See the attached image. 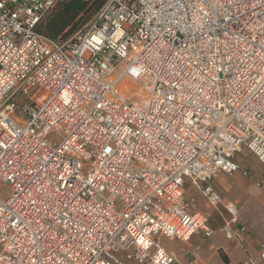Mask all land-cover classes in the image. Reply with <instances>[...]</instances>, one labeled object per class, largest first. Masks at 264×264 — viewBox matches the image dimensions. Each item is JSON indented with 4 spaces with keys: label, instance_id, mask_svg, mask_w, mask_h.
Segmentation results:
<instances>
[{
    "label": "built area",
    "instance_id": "built-area-1",
    "mask_svg": "<svg viewBox=\"0 0 264 264\" xmlns=\"http://www.w3.org/2000/svg\"><path fill=\"white\" fill-rule=\"evenodd\" d=\"M62 1L0 0V264H173L157 236L212 232L185 186L212 209L242 146L264 166V0H104L67 40Z\"/></svg>",
    "mask_w": 264,
    "mask_h": 264
},
{
    "label": "crops",
    "instance_id": "crops-1",
    "mask_svg": "<svg viewBox=\"0 0 264 264\" xmlns=\"http://www.w3.org/2000/svg\"><path fill=\"white\" fill-rule=\"evenodd\" d=\"M242 177L239 171L231 175L218 174L212 185L221 195V201L212 209L206 206L197 187L185 186L184 197L190 207L209 213L208 225L212 232L208 236L192 234L187 242L172 238L178 242L176 248L165 245L157 236L158 242L174 253L173 264H236L249 257L263 264L259 250L264 244V193L245 188ZM228 203L235 205L236 219L228 211Z\"/></svg>",
    "mask_w": 264,
    "mask_h": 264
},
{
    "label": "rangeland",
    "instance_id": "rangeland-1",
    "mask_svg": "<svg viewBox=\"0 0 264 264\" xmlns=\"http://www.w3.org/2000/svg\"><path fill=\"white\" fill-rule=\"evenodd\" d=\"M94 13L71 35L63 40L70 39L74 36L78 31L85 30L88 25L91 24ZM127 64V58H122L113 68L112 74L118 76L125 68ZM117 88L120 90L122 96L131 102H134L138 105H143L145 102V98L141 95V92L138 90L137 84L130 77L123 75L120 77ZM19 99L18 97H16ZM56 132H50L46 137L45 141L49 143L56 142L58 139ZM237 160L243 164V167L247 168L249 171V177H242L245 182V188L251 191H260L264 193V166L253 156L245 146H242L241 151L237 154ZM257 182H260L261 185H257ZM160 241L165 243V245L169 247L176 248L178 246V242L167 237L161 236ZM115 256L124 259V254L122 252L115 253ZM127 264L129 262L126 261Z\"/></svg>",
    "mask_w": 264,
    "mask_h": 264
},
{
    "label": "trees",
    "instance_id": "trees-1",
    "mask_svg": "<svg viewBox=\"0 0 264 264\" xmlns=\"http://www.w3.org/2000/svg\"><path fill=\"white\" fill-rule=\"evenodd\" d=\"M104 0H63L38 26V31L54 39H65L76 31Z\"/></svg>",
    "mask_w": 264,
    "mask_h": 264
}]
</instances>
